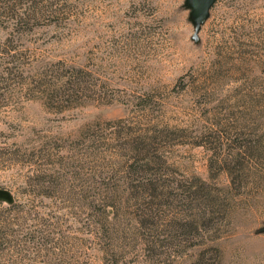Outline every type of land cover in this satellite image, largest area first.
Instances as JSON below:
<instances>
[{"label": "rangeland", "instance_id": "1", "mask_svg": "<svg viewBox=\"0 0 264 264\" xmlns=\"http://www.w3.org/2000/svg\"><path fill=\"white\" fill-rule=\"evenodd\" d=\"M198 10L0 0V264H264V0ZM218 127L237 176L209 172L196 146ZM136 145L166 161L163 178L210 187L189 235L158 200L137 227Z\"/></svg>", "mask_w": 264, "mask_h": 264}, {"label": "trees", "instance_id": "2", "mask_svg": "<svg viewBox=\"0 0 264 264\" xmlns=\"http://www.w3.org/2000/svg\"><path fill=\"white\" fill-rule=\"evenodd\" d=\"M67 87V86H66ZM59 97V96H58ZM52 98V96H51ZM212 134H207L201 137V141L197 143L196 146H200L205 150H212L213 157L210 158L208 163V171H222L228 172L230 175L237 174V164L236 167L229 169L228 167V155H224L223 143L221 140L224 136L231 137L232 132L230 129H223L224 127H218ZM238 130V129H237ZM241 134L243 130L240 129ZM211 144H216L215 147H211ZM243 148L240 147L241 150ZM132 155L129 158V170L126 172L127 177L130 180L129 188L131 196L137 201V215L134 218L135 223L139 229L145 227L146 225H153L155 216L152 213L153 206L151 203H156L155 200H158V206L162 204L168 206V208L175 209L178 217L170 221L169 227L172 230L179 231L182 236L189 235L190 232L197 226L196 221L191 217L192 212L196 208V204L200 202L210 193V187L206 183L196 184L192 181H180L173 183L169 179H165L162 176L165 167L167 166L166 161L160 157V155H155L157 151L152 150L149 145L141 149L139 145L134 146L132 149ZM249 152L248 150H243V153ZM240 152L237 155L240 156ZM237 163V161L235 162ZM140 172V173H139ZM144 174V181L137 180L133 178V174ZM147 176V177H146ZM237 176V175H236ZM235 184V182H231ZM179 192V193H177ZM105 198L100 201L101 208L110 207L113 210L115 209L114 205L104 201ZM171 200V204L169 201ZM147 202V203H146ZM177 205H173V203ZM91 206V205H90ZM92 209L91 207H88ZM93 210V209H92ZM206 213H203L205 216ZM202 215L198 217L204 218ZM151 229V228H149ZM142 230V229H141ZM144 237L145 234L142 233ZM151 236V235H149ZM146 235L147 240H143V251L148 253L151 249L149 247L150 237ZM154 239V237H152ZM151 239V240H152ZM149 240V241H148ZM155 244L154 241H152ZM107 255V254H106Z\"/></svg>", "mask_w": 264, "mask_h": 264}, {"label": "water", "instance_id": "3", "mask_svg": "<svg viewBox=\"0 0 264 264\" xmlns=\"http://www.w3.org/2000/svg\"><path fill=\"white\" fill-rule=\"evenodd\" d=\"M199 1V10H198V18L202 19L208 8L215 2V0H198Z\"/></svg>", "mask_w": 264, "mask_h": 264}]
</instances>
